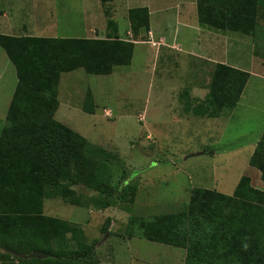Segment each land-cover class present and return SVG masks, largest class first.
Returning a JSON list of instances; mask_svg holds the SVG:
<instances>
[{
  "label": "trees",
  "instance_id": "trees-1",
  "mask_svg": "<svg viewBox=\"0 0 264 264\" xmlns=\"http://www.w3.org/2000/svg\"><path fill=\"white\" fill-rule=\"evenodd\" d=\"M107 2L110 0H100ZM200 24L255 37L264 18V0H196ZM133 39L149 30L146 7L128 11ZM0 46L16 72L17 83L0 131V264H100L95 244L87 243L75 223L44 213L45 199L60 198L71 206L104 209L113 200L133 201L135 189L112 180L118 155L98 146L54 118L61 73L83 69L106 75L130 64L134 43L106 39L42 38L0 34ZM249 73L213 63L207 92L184 110L215 118L240 100ZM187 97V93H182ZM81 108L93 114L88 92ZM248 164L264 182V132ZM242 175L232 194L193 187L185 208L149 218L130 215L127 238H143L185 251L184 264H264V193ZM98 195L83 203L74 186ZM131 189V190H130ZM130 190V191H128ZM259 199V201L257 200ZM40 252L45 258H22ZM14 253L16 255H14Z\"/></svg>",
  "mask_w": 264,
  "mask_h": 264
},
{
  "label": "rangeland",
  "instance_id": "rangeland-1",
  "mask_svg": "<svg viewBox=\"0 0 264 264\" xmlns=\"http://www.w3.org/2000/svg\"><path fill=\"white\" fill-rule=\"evenodd\" d=\"M251 41L262 75L252 78L243 104L230 121L221 120L220 128L218 120L195 116L183 107L187 99L195 104L207 92L212 62L206 59L165 53L166 58L158 60L155 46L140 43L130 64L110 74H87L81 68L61 73L57 99L79 109L58 119L90 142L116 153L111 183L124 180L135 194L132 202L115 199L104 209L71 206L58 197L45 199L44 213L83 223L86 241L95 244V254L103 264H125L114 261L115 251L122 259L130 257V264H183L184 250L138 237L125 240L124 229L130 215L149 218L183 210L193 187L230 195L244 175L251 177V188L264 193V182L248 164L246 151L247 141L264 128V18L258 19ZM159 91L164 92L165 105L156 102ZM88 92L93 95V114L81 110ZM106 108L112 117L104 115ZM6 110V104L0 106V130ZM220 115L227 116L228 111ZM73 188L83 196V203L98 195L81 185Z\"/></svg>",
  "mask_w": 264,
  "mask_h": 264
},
{
  "label": "crops",
  "instance_id": "crops-1",
  "mask_svg": "<svg viewBox=\"0 0 264 264\" xmlns=\"http://www.w3.org/2000/svg\"><path fill=\"white\" fill-rule=\"evenodd\" d=\"M135 7L148 9L149 30L144 34L145 39L139 37L134 40L131 34L128 11ZM0 34L17 37L98 40L117 37L134 43L133 54L137 44L149 43L155 46V57L158 60L165 59V53L185 59H190L191 55L195 58L206 59L212 64L224 63L233 68L244 70L249 73V78L237 105L233 110L228 111L227 116L220 115L213 118L218 120L219 128L221 120L226 122L234 117L238 106L243 104L244 92L249 82L254 77L260 79L261 72H263V67L259 65L260 58L253 52L254 45L251 37L239 32L215 29L200 24L196 0H110L107 2L100 0H0ZM129 36L130 38H128ZM174 49L175 51H173ZM256 66H259V69ZM16 83L15 68L0 46V106L6 104L8 108ZM254 83L256 84L253 82L252 85H255ZM163 94L164 92L161 91L157 93L156 102L165 105ZM58 102L59 105L54 114V118L58 121H60L58 117H66L64 115L68 114L70 110L79 109V107L72 106L70 102H61L60 99ZM241 113L239 112L238 116ZM222 116L224 117L222 118ZM225 118H227L226 121ZM263 132L264 128L258 136L247 141L248 157L252 154L256 142ZM256 177L261 181L260 175L256 174ZM191 189L188 191V201ZM73 220L77 221V219ZM76 221L69 222L77 224L85 233L86 226L80 221ZM109 231L110 229H107L106 237L110 234ZM183 254L185 255V251ZM184 255L182 260H184ZM117 259L123 260L125 264L131 263L130 257L122 259L115 251L114 261ZM103 263L100 262V264Z\"/></svg>",
  "mask_w": 264,
  "mask_h": 264
},
{
  "label": "water",
  "instance_id": "water-1",
  "mask_svg": "<svg viewBox=\"0 0 264 264\" xmlns=\"http://www.w3.org/2000/svg\"><path fill=\"white\" fill-rule=\"evenodd\" d=\"M0 249H1V251L6 252V250H4L2 248H0ZM14 255H16V254L14 253ZM20 256L22 258H32V257H35V258H45L46 257V254L40 253V252H31V253H28V254H20Z\"/></svg>",
  "mask_w": 264,
  "mask_h": 264
},
{
  "label": "built area",
  "instance_id": "built-area-1",
  "mask_svg": "<svg viewBox=\"0 0 264 264\" xmlns=\"http://www.w3.org/2000/svg\"><path fill=\"white\" fill-rule=\"evenodd\" d=\"M149 34H151V33H149ZM150 37H151V35H150ZM152 41V40H151ZM152 44H156L155 42H151ZM103 113H104V115L106 116V117H112V111H111V109H108V108H106V109H104L103 110Z\"/></svg>",
  "mask_w": 264,
  "mask_h": 264
}]
</instances>
